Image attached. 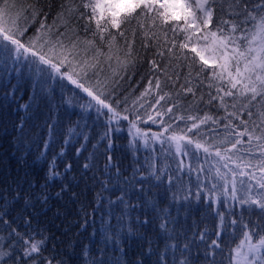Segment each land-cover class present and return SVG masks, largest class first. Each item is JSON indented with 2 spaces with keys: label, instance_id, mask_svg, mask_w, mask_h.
I'll return each mask as SVG.
<instances>
[{
  "label": "trees",
  "instance_id": "1",
  "mask_svg": "<svg viewBox=\"0 0 264 264\" xmlns=\"http://www.w3.org/2000/svg\"><path fill=\"white\" fill-rule=\"evenodd\" d=\"M17 2L23 6L35 0ZM60 3L61 0H40L39 6L47 12V17L43 13L37 16L28 26L26 38L36 33L41 22L46 27L53 24ZM189 4L193 5L190 10L195 11V0H188ZM223 7L224 11L218 8L214 13L208 26L210 31H216L218 18L233 22L240 19L229 14L227 3ZM177 16L178 20L167 25L157 21L154 31L160 38V50H165L163 33H167L168 40L175 38L177 43L183 42L180 31L185 26L183 12ZM27 23L21 19L20 26ZM73 23L80 29L81 39L85 36L93 39L94 20L88 24L87 33L83 31V19ZM101 23L103 26L104 21ZM228 27L224 25V30ZM63 31L61 26L59 32ZM111 31L115 34L117 30ZM58 34L53 31V41ZM125 35L131 39L129 33ZM117 40L123 47L121 38ZM96 42L100 43L98 37ZM141 45L138 31L133 45L135 65H130L127 72L120 71L123 79L115 77L119 81L115 84L112 69L104 63L95 72L89 69L86 76L76 65L71 71L67 66L62 68L85 87L97 91L120 114L116 118L107 109L97 112L95 101L86 92L55 72L37 74L26 64L13 66L11 62L0 66V212L5 213L0 220V253L5 254L0 264H12L8 253L18 259V264H46L44 258L52 259L53 264L57 261L88 264L93 257H101L100 250L108 264H117V260L121 264H207L206 253L214 264H235V249L247 241L245 234L256 224L264 225V215L258 206L249 208L240 203L249 196L260 199L264 192L250 176L239 178L238 184L236 181V199L228 200L224 193L226 181L233 179L229 169L237 176L241 171H253L245 168L244 162L251 159L255 164L259 152L254 142L252 153L243 151L246 144L237 146L241 159L236 158L237 150L227 153L235 163L215 156L216 147L224 154L231 144L220 143L226 135L224 108L217 100L209 103L216 89L209 88L208 84L218 83L210 79L214 65L205 66L200 78L194 81L195 98L191 94L176 97L174 94L188 72L187 63L200 71L202 62L195 53L184 50L188 60L179 62L180 79L173 85V67L177 61L172 59L169 64L167 52L163 58L159 57L158 48L151 40L146 48ZM173 53L180 54L178 49H173ZM153 60L172 80L153 68ZM116 67L113 61L112 68ZM105 77L109 83L101 94L96 81L103 83ZM157 78L161 81L159 92L145 93L149 81L154 89ZM165 92L173 94L171 102L166 97L156 104L159 95ZM142 93L145 95L140 98ZM177 100L179 107L174 106ZM168 107H172V113H165ZM205 114L218 123L208 121L199 130L188 132L192 121L187 117L199 118ZM125 116L127 120L121 118ZM179 116L185 119L180 120ZM241 118L247 119V114ZM129 121L135 122L142 135H134L135 129ZM232 124L243 131L239 120H232ZM155 133L165 139L156 141ZM172 135H187L212 147L209 153L194 146H189L191 151L186 148L178 152L168 140ZM225 163L227 169L223 167ZM17 193L19 196L14 200ZM44 196L46 203L41 200ZM25 201L31 202L27 208ZM25 219H31L30 227L25 226ZM13 229L24 234L25 240L35 233L33 242L47 237L41 254L24 256L28 245L16 234L9 236ZM41 229L43 235L39 234ZM255 231L264 235L259 228ZM258 239L259 236L253 235L251 243Z\"/></svg>",
  "mask_w": 264,
  "mask_h": 264
},
{
  "label": "snow or ice",
  "instance_id": "2",
  "mask_svg": "<svg viewBox=\"0 0 264 264\" xmlns=\"http://www.w3.org/2000/svg\"><path fill=\"white\" fill-rule=\"evenodd\" d=\"M224 3H227L229 14L240 19L233 22L218 18L216 31H210L208 26L212 23L213 15L218 8L220 11H224ZM39 5L40 0L23 6H20L17 0H0V66L11 62L13 66L18 63L26 64L29 69L34 70L37 74L55 72L58 76L66 78L86 92L95 101L97 112L107 109L113 114V118H116L120 114L111 104L101 99V95H98L97 91L85 87L78 79H74L69 72L62 71V68L67 66L71 71L73 70L72 66L76 65L86 76L89 69L95 72L98 66L104 63L112 69L113 84L118 83L119 81L115 77L119 76L120 79H123V76L119 75L120 71L127 72L130 65H135L136 57L133 55V45L139 31L142 47L146 48L148 41L151 40L153 46L158 48L156 54L159 57L163 58L167 52L170 57L169 64L172 59L177 61L173 67L175 80H172L167 71L160 69L155 60L152 61L153 68L162 72L168 80H172L173 85L180 79V74L177 71L180 67L179 62L188 60L184 50H190L196 54L199 61L202 62L200 71H195L192 64L187 63L188 72L184 76V82L180 83L179 91L174 94L176 97H180L182 94L185 96L191 94L195 98L196 92L193 84L195 80L200 78L205 66L209 64V59L205 57V52H207L213 61H218L213 66L212 77L210 78L215 79L218 83L216 85L208 84L209 88L215 87L216 95L211 96L209 93L211 96L209 103L212 100H217L219 106L224 108L226 115L223 119L227 123L223 127L226 135L221 138L220 143L231 144L230 148L224 150V154L221 153L219 147H216L215 156L221 160L235 163L236 160H233V157L227 153L237 150L236 158L241 159L238 155L240 150L237 149V146L246 144L247 147H244L243 151L252 153L255 142L259 159L255 164L252 163L251 159L244 162L245 168H251L253 171H241L239 175L250 176L260 189H264V0H195V11L190 10L193 5L181 4L178 0H61L53 24L46 27L45 23L41 22L36 33L26 38L28 26L35 21L36 17L42 13L45 18L47 17V12ZM48 8L50 10L51 5H48ZM81 9L85 11H81ZM173 9H181L183 12L185 26L180 29L183 33V42L177 43L175 38L168 40L167 33H163L165 50H160V38L154 29L157 21L160 25H167L169 21L179 19ZM197 12L199 16H197ZM29 15L31 20H28ZM21 19L28 21L24 27L20 26ZM82 19L85 21L83 28L85 33L89 31L88 24L94 20L96 30L92 33L93 39H88L86 36L84 39L80 38V29L76 27L73 20L79 22ZM102 20L104 21L103 26ZM197 20L199 23H196ZM122 25L124 26L123 29ZM224 25H229L227 31L224 30ZM61 26L64 28L63 32H59ZM111 29L117 30L116 33L113 34ZM54 30L59 33L55 41L52 40ZM171 30L175 34V28ZM126 32L129 33L131 39L125 35ZM73 37L75 38L73 39ZM96 37L99 38V44L96 42ZM117 37L121 38L123 47H121ZM65 38H67L68 43H65ZM198 44L202 46L198 48L196 46ZM81 45L83 47H80ZM105 47L106 51L104 50ZM45 48H47L46 52L44 51ZM173 49H178L180 54L176 56ZM113 61L117 65L116 68H112ZM167 68L168 64L165 65V69ZM217 68L219 71H216ZM100 71H103L102 67ZM193 73L195 74L193 75ZM108 83V77H105L103 83L97 79V90L103 94ZM160 89L161 81L157 78L154 89L152 82L149 81V89H146L145 93L150 90L158 93ZM145 93H142L140 98H143ZM172 96L173 94L165 92L163 95H159L156 104H160V101H164L166 97L168 102H171ZM202 98L201 96L200 99ZM119 103L120 101H117V104ZM174 106H180L179 100ZM191 107L192 105H189V108ZM229 108L233 110L229 112ZM172 111V107L165 109V113H172ZM245 113L247 119H242L241 117ZM160 115L161 113L158 112L157 116ZM121 118L128 119L126 116ZM177 118L185 119L183 116ZM149 119L152 117L149 116ZM234 119L239 120V125L243 126V131L239 130L238 125L232 124ZM187 120L192 121L191 127L187 129L188 132L193 129L199 130L201 125L207 124L208 121H212L214 124L218 123V120H214L207 114L199 118L190 115ZM129 123L135 129L134 135H142L135 122L129 121ZM245 136L247 137L246 141L244 140ZM154 138L160 140L161 134L155 133ZM168 140L176 142L178 152L182 148L191 151L189 146H194L195 149H203L204 153H209L212 147V145L205 146L204 143L194 141L187 135H172L168 137ZM181 141L186 143L182 145ZM223 167L227 169L228 164L225 163ZM237 167L240 165L238 164ZM229 171L233 178L231 182L232 199H236L235 177L237 173L231 169ZM217 172L219 173L218 169ZM18 196L19 193L13 199H17ZM41 200L46 203L47 197H41ZM5 202L7 203V201ZM240 203L241 205H249V208L253 205L258 206L261 214L264 215V192L261 193L260 199H253L249 196L247 199H241ZM30 205V201H25L26 208ZM4 214V212H0V220L3 219ZM4 223L8 224L7 221ZM24 223L26 227H30L31 219H25ZM257 228L264 232V225L256 224L251 232L245 234V240L249 241L246 252H242L239 246L235 249L236 264H264V235L256 232ZM13 234L20 236L22 242L28 245L23 251L24 256L31 257L33 253L40 255L41 247L46 246L47 237L33 242L35 233L29 234L27 240L24 239V234L16 233L15 229L9 232V236ZM39 234L43 235V229L40 230ZM253 235L259 236L256 243H251ZM213 244L215 245L216 241H213ZM8 247L12 248V245L9 244ZM100 251L101 257H93L88 264H108L103 258V250ZM4 255V253H0V259ZM7 255L12 264H18V259H14L12 253ZM205 256L207 264H214V261L208 259V253ZM44 260L46 264H53L52 259L44 258ZM56 264H65V262L57 261ZM117 264H121V262L117 260ZM182 264H186V262H182Z\"/></svg>",
  "mask_w": 264,
  "mask_h": 264
},
{
  "label": "rangeland",
  "instance_id": "3",
  "mask_svg": "<svg viewBox=\"0 0 264 264\" xmlns=\"http://www.w3.org/2000/svg\"><path fill=\"white\" fill-rule=\"evenodd\" d=\"M178 2L179 3H181V4H185V5H188V0H178ZM174 11L177 13V14H179L182 10L181 9H174ZM197 47L199 48V47H201V45H197ZM205 57L207 58V59H209V64L210 65H214L215 63H217V61H213L211 58H210V56H209V54L207 53V52H205ZM162 138L163 139H165L164 137H162L161 136V138H160V140H157L156 139V141H158V142H162ZM146 141V140H145ZM171 143H172V145H173V148H174V150H176V142L175 141H171ZM181 144L182 145H184L185 144V142L184 141H181ZM186 148H182V150H185ZM244 177H246V176H237L236 175V178H235V183H236V181H237V184H238V179L239 178H244ZM231 182H232V180H231ZM231 182H229V181H226V184H225V186H224V193L226 194V198L228 199V200H230V199H232V196H233V192H232V188H231V186H232V183ZM229 188H228V187ZM235 187L237 188V185H235ZM237 195V192L235 191V196ZM248 243L249 242H247V241H244L242 244H240V246L239 247H241V251L242 252H246L247 251V247H248ZM235 264H236V257H235Z\"/></svg>",
  "mask_w": 264,
  "mask_h": 264
}]
</instances>
